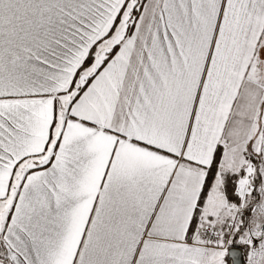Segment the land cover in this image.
Returning <instances> with one entry per match:
<instances>
[{"label": "snow or ice", "instance_id": "obj_1", "mask_svg": "<svg viewBox=\"0 0 264 264\" xmlns=\"http://www.w3.org/2000/svg\"><path fill=\"white\" fill-rule=\"evenodd\" d=\"M0 264H264V0H0Z\"/></svg>", "mask_w": 264, "mask_h": 264}]
</instances>
